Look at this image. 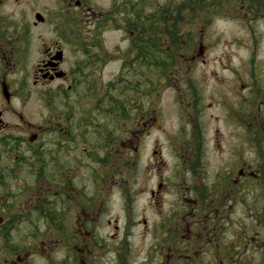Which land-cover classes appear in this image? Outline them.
I'll return each mask as SVG.
<instances>
[{
  "label": "flooded vegetation",
  "instance_id": "1",
  "mask_svg": "<svg viewBox=\"0 0 264 264\" xmlns=\"http://www.w3.org/2000/svg\"><path fill=\"white\" fill-rule=\"evenodd\" d=\"M139 8L141 40L139 25H130ZM146 9V0H109L107 8L95 0H0V264H251V254L264 264V168L207 169L206 139L192 132L191 115L184 121L192 135L176 136L171 149L177 166L151 169L141 221L132 200L123 207L128 227L101 232L111 224L115 179L128 175L133 187L139 144L157 122L148 83L138 89L131 81L140 67L134 50L147 46ZM110 32H120V43L106 49ZM29 101L40 105L28 110ZM238 105L234 121L243 129ZM252 187L260 192L245 219L238 199Z\"/></svg>",
  "mask_w": 264,
  "mask_h": 264
},
{
  "label": "rangeland",
  "instance_id": "2",
  "mask_svg": "<svg viewBox=\"0 0 264 264\" xmlns=\"http://www.w3.org/2000/svg\"><path fill=\"white\" fill-rule=\"evenodd\" d=\"M95 1L102 8H107L109 2V0ZM165 1L146 0L147 12L155 11L156 8L164 5ZM240 4V0H228L224 3V7L218 10L219 12L211 13L213 17L209 18L206 24L197 26L194 31L195 41L192 51L184 57L183 67L182 65L179 67L180 73L177 76L170 79L159 78L158 82L150 87L148 66L145 64L139 67L140 71H134L131 79L132 87L137 83L138 89L142 88L140 80L143 79L148 83L150 95L156 96L151 108L157 112V122L143 139L142 144H139L140 154L138 159L136 158L132 174L135 180L133 187L130 182H127L131 180L128 175L125 176V180L121 177L115 179L116 194L112 198L111 210L107 214L111 224H104L101 232H122L123 228L128 227L126 223L122 225L123 214L128 216L123 207L130 205L132 200H134L133 203L135 202L133 216L141 221L145 200L148 198L143 189L152 187L156 180V174L151 169H160L162 174H166L177 166V160L171 156L173 143L176 136L186 137L189 131L191 136V128H193L192 132H198V135H203L206 139L204 165L207 169H237L247 166L261 168L260 148L257 144L260 138H264V129L257 117L264 118L262 91L264 90V8L249 15L247 6L241 8ZM226 9L227 11L232 9V11L225 13ZM104 38V46L109 49L119 45L120 32H110ZM163 44L167 47L169 45L166 41L161 45ZM179 60L181 61L180 58ZM110 65L105 71L106 78L117 70L116 65ZM145 66H147V72L142 71L140 75L141 67ZM136 71L138 76L135 74ZM252 94H256L257 97L251 99ZM239 103L243 106L244 117L248 114L245 110L247 107L249 118H251L249 121L246 119L243 129L234 121L239 111ZM27 105L28 110H32L40 104L29 101ZM187 115H191V128L189 121H184ZM119 121L124 119L121 118ZM254 122L260 123L261 126H256L260 129L254 130ZM255 137V140H249ZM93 138L94 135L90 134L85 139V145L92 146V141H95ZM89 147H86L87 151L90 150ZM121 155L120 152L116 153L117 157ZM191 161H187L184 166H188ZM257 161L260 162L257 163ZM149 170H151L150 173H148ZM147 174L148 179L145 181ZM21 182H25V179L21 178ZM259 192L257 187L244 188L243 201L241 197L240 200L238 199V203H244L245 219L252 217L255 213L253 208L248 207L251 206L250 202L258 201L256 197ZM169 201L166 195L163 200V209ZM147 204L150 210L155 211L150 203ZM235 208L231 216L238 217L240 208L236 205ZM146 214L147 217L156 216L150 211ZM114 226H118V230ZM140 232V225L132 230L135 236ZM246 259H250L251 264H260L261 258L251 254V257L247 255Z\"/></svg>",
  "mask_w": 264,
  "mask_h": 264
},
{
  "label": "trees",
  "instance_id": "3",
  "mask_svg": "<svg viewBox=\"0 0 264 264\" xmlns=\"http://www.w3.org/2000/svg\"><path fill=\"white\" fill-rule=\"evenodd\" d=\"M228 0H166L164 5L156 8L155 11H149L146 15L147 19V46L145 48H135V59H139V65L146 62L149 70L148 81H150V87L155 82H158L159 78H173L177 76L179 67H183V59L186 55L192 51V44H194L195 37L194 31L199 24H206L207 20L213 15L212 12H217L224 7V3ZM241 1V0H240ZM241 6H247L249 15L254 14L261 8H264V0H243ZM240 7V6H239ZM186 11V12H185ZM231 10L226 9V12ZM219 12V11H218ZM144 16L142 10H133V17L130 25L135 28L139 25V40H141L143 25L142 22ZM184 30L186 32H184ZM168 42L167 47L161 45L163 42ZM181 59V61L179 60ZM135 68V63H133ZM176 66V67H175ZM155 68L154 70L152 68ZM175 67V68H174ZM139 70V67L136 66ZM181 69V68H180ZM154 73H157L154 75ZM142 75V70L140 72ZM141 83V80H140ZM156 89V88H155ZM263 98H264V90ZM251 99L257 97L256 94H252ZM248 114L245 112V121H249V109L246 107ZM259 116V115H258ZM121 118L126 119L127 116L123 111ZM264 129V118L257 117ZM260 129L259 127H254ZM264 133V131H263ZM249 138V140H255ZM257 147L260 148L259 154L261 155V168H264V138L259 141ZM260 161H257L260 162Z\"/></svg>",
  "mask_w": 264,
  "mask_h": 264
}]
</instances>
